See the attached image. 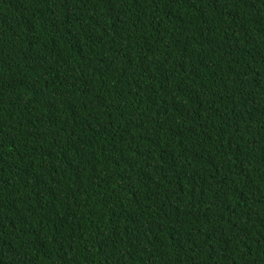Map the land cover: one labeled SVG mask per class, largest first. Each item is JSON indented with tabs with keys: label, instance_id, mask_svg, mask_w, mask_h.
<instances>
[{
	"label": "trees",
	"instance_id": "trees-1",
	"mask_svg": "<svg viewBox=\"0 0 264 264\" xmlns=\"http://www.w3.org/2000/svg\"><path fill=\"white\" fill-rule=\"evenodd\" d=\"M0 264H264V0H0Z\"/></svg>",
	"mask_w": 264,
	"mask_h": 264
}]
</instances>
